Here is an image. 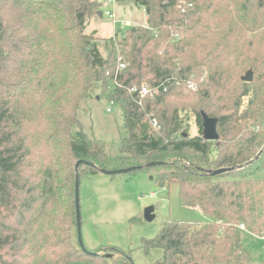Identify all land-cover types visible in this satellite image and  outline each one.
<instances>
[{"label": "trees", "instance_id": "1", "mask_svg": "<svg viewBox=\"0 0 264 264\" xmlns=\"http://www.w3.org/2000/svg\"><path fill=\"white\" fill-rule=\"evenodd\" d=\"M115 1L147 20L106 40L104 56L87 33L100 0H0V264H133L74 241L76 164L112 170L104 144L81 130L97 90L124 118L114 170H155L212 220L165 223L144 245L163 251L154 264H250L242 231L264 237V0ZM143 86L157 92L141 99ZM205 116L217 141L204 139ZM220 169L232 171L211 175ZM97 173L79 166V180Z\"/></svg>", "mask_w": 264, "mask_h": 264}, {"label": "rangeland", "instance_id": "2", "mask_svg": "<svg viewBox=\"0 0 264 264\" xmlns=\"http://www.w3.org/2000/svg\"><path fill=\"white\" fill-rule=\"evenodd\" d=\"M100 1L103 15L92 18L87 33L96 32L100 38V50L106 56V40L116 37L131 26H145L147 18L143 9L133 5L115 0ZM183 2L180 1V4H184ZM110 14L114 17H110ZM186 85L190 92L197 90L192 80ZM111 90L112 86L108 91ZM108 108L112 109L111 113L107 111ZM184 116H188L190 132L192 136H196L198 129L194 116ZM79 118L81 130L87 137L104 144L112 170L122 166L120 137L123 134L124 118L120 107L112 105L109 98L97 90L80 111ZM156 178L157 172L153 169L117 175L97 173L81 177L82 238L88 251L104 254L107 248L113 247L130 254L133 264H154L162 260L163 251L152 249L146 253L144 245L146 241L156 237L165 223L201 224L212 221L199 210L181 205L180 187L177 184L161 188ZM149 207L155 208V218L150 222L144 218L145 210ZM74 241L78 243V239L76 241L74 238ZM243 243L251 254L253 264H264V237L244 234Z\"/></svg>", "mask_w": 264, "mask_h": 264}, {"label": "water", "instance_id": "3", "mask_svg": "<svg viewBox=\"0 0 264 264\" xmlns=\"http://www.w3.org/2000/svg\"><path fill=\"white\" fill-rule=\"evenodd\" d=\"M100 17H102L103 13L100 11L98 13ZM254 79V73L252 71H248L244 77H242V80L247 83H251ZM203 134H204V139L209 142L217 141L219 139V134L217 132V121L216 119L209 118L207 116L204 117V124H203ZM263 151V150H262ZM262 151L256 156L255 160L256 161L260 156ZM81 164H86L88 166H91L97 170H99L101 173L107 174V175H117V174H122V173H129L133 172L138 168L135 167H130V168H125V169H118V170H105L94 163L88 162V161H79L76 164V184H75V206H76V224H77V234H78V243L82 251L88 255H97V253L90 252L88 251L84 244H83V238H82V215H81V206H80V180H79V166ZM158 165L157 163H151L148 166H156ZM232 169H220L217 171H214L211 173L212 176L220 175L226 172H231ZM155 208L154 207H149L145 210L144 218L146 221L150 222L153 221L155 218L154 215Z\"/></svg>", "mask_w": 264, "mask_h": 264}, {"label": "built area", "instance_id": "4", "mask_svg": "<svg viewBox=\"0 0 264 264\" xmlns=\"http://www.w3.org/2000/svg\"><path fill=\"white\" fill-rule=\"evenodd\" d=\"M183 11H185V10H183ZM110 17H114L113 14H110ZM125 67H126L125 64H120L119 65V69H125ZM115 82H116V85L118 86L117 81H115ZM135 90L136 89H133L132 91H135ZM156 92H157V90L154 89V88L142 87L140 89V91H139V96H140L141 99H144V98H147V97H153ZM111 104L113 105L114 102H111ZM107 111L109 113H111L112 109L108 108ZM153 124H154V127H157V123L156 122H154ZM242 229H244V226H242Z\"/></svg>", "mask_w": 264, "mask_h": 264}, {"label": "crops", "instance_id": "5", "mask_svg": "<svg viewBox=\"0 0 264 264\" xmlns=\"http://www.w3.org/2000/svg\"><path fill=\"white\" fill-rule=\"evenodd\" d=\"M244 234H250L249 232H247V231H242V244H243V246H244V243H243V238H244ZM250 235H252V234H250ZM254 236V235H253ZM256 237V236H255ZM261 238H263V237H261ZM246 249V248H245ZM247 251V250H246ZM249 254H250V252H248ZM250 264H253V261L251 260V254H250Z\"/></svg>", "mask_w": 264, "mask_h": 264}]
</instances>
